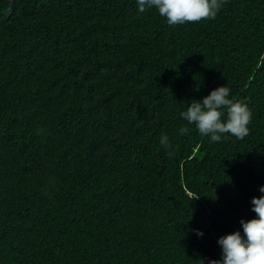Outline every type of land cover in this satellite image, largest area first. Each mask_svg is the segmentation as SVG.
<instances>
[{
    "label": "trees",
    "instance_id": "trees-1",
    "mask_svg": "<svg viewBox=\"0 0 264 264\" xmlns=\"http://www.w3.org/2000/svg\"><path fill=\"white\" fill-rule=\"evenodd\" d=\"M226 85L249 134L212 143L180 112ZM261 185L264 0L175 26L135 0L0 14V264H203Z\"/></svg>",
    "mask_w": 264,
    "mask_h": 264
},
{
    "label": "clouds",
    "instance_id": "clouds-1",
    "mask_svg": "<svg viewBox=\"0 0 264 264\" xmlns=\"http://www.w3.org/2000/svg\"><path fill=\"white\" fill-rule=\"evenodd\" d=\"M226 0H135L137 12L155 8L161 17L166 18L170 26L187 22L215 19ZM226 109V111H225ZM180 117L189 125H195L199 134L210 142H221L228 134L243 140L249 134L251 110L244 100L230 98V89L219 86L202 100H193ZM180 135H187L190 129L181 126ZM160 144L165 150L173 148L168 135L162 134ZM261 195L251 200V219H241L242 232L221 236L217 243L221 247L219 259H207L203 264H264V185L259 186ZM200 237L204 235L196 230Z\"/></svg>",
    "mask_w": 264,
    "mask_h": 264
},
{
    "label": "water",
    "instance_id": "water-1",
    "mask_svg": "<svg viewBox=\"0 0 264 264\" xmlns=\"http://www.w3.org/2000/svg\"><path fill=\"white\" fill-rule=\"evenodd\" d=\"M13 9H14V0H10L9 7L5 10H0V14H4L7 17H10L13 13Z\"/></svg>",
    "mask_w": 264,
    "mask_h": 264
}]
</instances>
